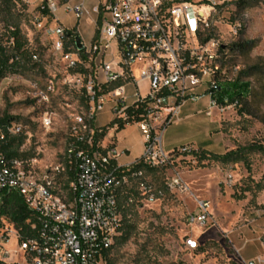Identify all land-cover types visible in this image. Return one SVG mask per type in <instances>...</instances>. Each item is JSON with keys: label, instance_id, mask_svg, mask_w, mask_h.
<instances>
[{"label": "built area", "instance_id": "obj_1", "mask_svg": "<svg viewBox=\"0 0 264 264\" xmlns=\"http://www.w3.org/2000/svg\"><path fill=\"white\" fill-rule=\"evenodd\" d=\"M232 1L98 0L97 32L91 44L80 50L78 33L60 23L58 11L63 7L81 19L88 12L84 1L42 0L36 26L54 58L66 67L63 84L80 99L75 105L65 102L70 141L62 161L8 155L4 144L28 132L14 120L0 125V192H18L31 214L25 233L3 220L7 226L0 227V262L105 264L123 233L126 210L162 202L168 194H191L180 174L173 172L159 182L152 172L189 150L166 151L163 146L165 129L182 104L207 95L209 109L218 106L210 91L219 78L229 77L228 49L214 32V17ZM12 30L10 26L6 45L14 50ZM32 57L40 60L37 52ZM20 59L17 54L11 62ZM142 82L147 83L146 92ZM200 87L205 90L198 92ZM32 89L28 94L45 107L41 124L49 129L55 121L51 101L57 93L56 77H50L45 88L35 84ZM108 106L112 121L97 127V116ZM129 124L139 127L144 151L137 161L120 165L117 146H103V138L96 141L95 134ZM189 221L202 229L216 227L206 200H197ZM185 244L198 249L201 242L189 236Z\"/></svg>", "mask_w": 264, "mask_h": 264}, {"label": "rangeland", "instance_id": "obj_2", "mask_svg": "<svg viewBox=\"0 0 264 264\" xmlns=\"http://www.w3.org/2000/svg\"><path fill=\"white\" fill-rule=\"evenodd\" d=\"M11 1L8 8L0 7L2 41L6 45L8 27H16L27 53L0 80V119L9 115L23 124L28 132L22 147L25 155H38L45 163L62 161L70 141L65 102L75 105L80 96L63 84L66 67L54 58L36 26L37 7L29 10L26 0ZM238 1L218 9L214 32L230 49L225 66L229 77L244 72L242 80L250 83V94L241 104L211 110L207 95L184 102L183 112L180 109L165 129L163 146L166 151L180 147L189 150L172 156L167 166L152 175L160 182L178 173L192 192L189 196L168 194L162 202L128 209L124 224L132 226L130 237L123 244L116 242L105 264H264V252L263 257L248 261L241 249L244 231H252L255 220L264 218V153L250 151L246 161L229 163L201 160L195 154L202 150L224 154L252 144L264 147V0H245L242 5ZM240 39L256 40L257 44L246 53L233 51L231 45ZM7 51L14 53L8 47ZM33 52L40 60L33 59ZM52 76L57 82L51 101L55 121L46 129L41 124L45 107L28 93L35 84L45 88ZM140 86L146 92L143 83ZM204 90L198 88V92ZM100 121L104 122V117ZM137 143L135 140V151L141 150ZM197 200L208 201L216 227L202 229L189 221ZM189 236L199 239L198 249L186 246Z\"/></svg>", "mask_w": 264, "mask_h": 264}, {"label": "trees", "instance_id": "obj_3", "mask_svg": "<svg viewBox=\"0 0 264 264\" xmlns=\"http://www.w3.org/2000/svg\"><path fill=\"white\" fill-rule=\"evenodd\" d=\"M184 1H192V0H184ZM245 0H239L238 5L244 4ZM11 0H0V7L8 8ZM38 10L41 9L39 6ZM45 12V11H44ZM10 27V26H9ZM8 27V28H9ZM13 27V26H12ZM14 30L11 31L12 34L16 37V47L14 49L13 54H8L7 45H4L2 41V34H0V80L5 76V73L8 69L12 68L16 61L10 62L15 55L19 54L21 56L27 53V49L24 46V43L21 40L20 31L18 28L13 27ZM242 34V31H241ZM257 44L256 40H245L240 39L234 42L231 45V49L233 51L238 52H249L252 50ZM228 52L226 53L227 58L229 56V47H227ZM227 64V60H226ZM225 64V65H226ZM244 73V72H243ZM235 78L226 77L225 79H218L217 87L211 89V99L215 101L218 106H229L232 104H241L250 94V83L242 80V74ZM12 120V117L6 115L0 119V125L7 123ZM124 126H121L119 130L123 129ZM106 128H102L101 131H97L95 134V140L98 141L106 135ZM26 137L20 136L11 139L8 143L4 144V149L6 150L8 155H21L25 154L24 152H20L21 146L25 143ZM258 150L264 153V147L262 145H249L245 147H238L237 149H232L224 154L218 153H210L208 151L202 150L200 152H196V155H199L201 160H214L222 163L229 162H238V161H246L247 153L250 151ZM0 227L4 226V219L11 221L15 224L16 227H22L23 233H25L29 227L27 223V219L30 218L31 214L28 210L27 205L24 202L23 197L15 191H4L0 192ZM128 210H126L124 214V218L126 216ZM125 222V221H124ZM131 225L124 224V229L122 235L118 238L121 244L125 243L130 237V228ZM118 242V241H117ZM110 252V251H109ZM108 252V254H109ZM106 256V259L108 257ZM0 264H8L0 262Z\"/></svg>", "mask_w": 264, "mask_h": 264}, {"label": "crops", "instance_id": "obj_4", "mask_svg": "<svg viewBox=\"0 0 264 264\" xmlns=\"http://www.w3.org/2000/svg\"><path fill=\"white\" fill-rule=\"evenodd\" d=\"M29 3V10H34L41 4L42 0H26ZM84 1L88 12L81 18L77 19L71 12H67L63 7L58 11V17L60 23L63 24L67 29L74 30L80 36L83 44L90 45L98 27V13L94 10L98 0H72V3ZM147 87L146 82H142ZM184 103L181 106V112H183ZM100 117H104L105 121L101 122ZM113 119V113L110 107H106L96 118L97 127L107 126ZM134 135V137H132ZM135 140L138 142L137 145H141V150L135 151ZM111 143L115 144L120 150L121 155L118 157L117 162L120 165H127L137 161L143 154L144 151V139L136 124L126 125L121 130L108 129L105 137L103 138V146H108ZM254 228L252 231H244L243 238L245 242L241 244V249L244 257L248 261H255L260 257H263L264 252L262 247V236L264 233V218L255 220ZM255 232V233H253ZM261 232V233H260ZM256 234L258 235L256 238Z\"/></svg>", "mask_w": 264, "mask_h": 264}, {"label": "water", "instance_id": "obj_5", "mask_svg": "<svg viewBox=\"0 0 264 264\" xmlns=\"http://www.w3.org/2000/svg\"><path fill=\"white\" fill-rule=\"evenodd\" d=\"M76 46L80 50H82L84 48V45H83V42H82L80 36L76 37Z\"/></svg>", "mask_w": 264, "mask_h": 264}]
</instances>
